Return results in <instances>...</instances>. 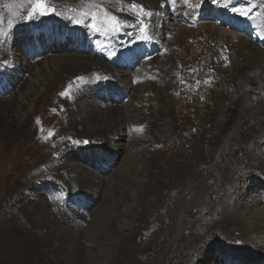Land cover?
I'll return each instance as SVG.
<instances>
[{"label":"rangeland","instance_id":"obj_1","mask_svg":"<svg viewBox=\"0 0 264 264\" xmlns=\"http://www.w3.org/2000/svg\"><path fill=\"white\" fill-rule=\"evenodd\" d=\"M37 2L0 0V264H264V226L232 232L250 201L264 208V135H233L240 112L264 111V0H42L33 19ZM71 54L117 72L51 62ZM150 82L167 90L164 117ZM81 102L133 107L115 149L89 134ZM68 153L115 176L108 194L105 181L73 193ZM58 217L71 233L53 236Z\"/></svg>","mask_w":264,"mask_h":264},{"label":"bare ground","instance_id":"obj_2","mask_svg":"<svg viewBox=\"0 0 264 264\" xmlns=\"http://www.w3.org/2000/svg\"><path fill=\"white\" fill-rule=\"evenodd\" d=\"M151 1L156 2V1H159V0H151ZM163 12H164V10H163ZM254 49H256V48H254ZM83 60H86L85 63H84ZM51 62H52L53 65L57 64L56 66H58V64L60 62L61 63L64 62L65 68H68L69 66L72 67V66L77 65L78 63L82 62L81 67H78V68L80 70H84V71H86L88 73H91V74L94 73V72H101V71L102 72L109 71L111 73L113 71L117 72V69L107 67L104 62H101L97 58L87 57L85 59L80 54L53 56V58L51 59ZM69 63H72V64H69ZM123 83H125V84H123ZM122 84L125 87H127L128 84H129V80L128 79H126V80L123 79L122 80ZM154 85H155V83L150 82V85H149L150 86V90L149 91H150V93H152V95H150L149 98H148V105L150 106V103H152V100L157 99L158 102H159V105H164V106H161V108H160L161 113L159 112V114H161L164 117L167 114V111H168L167 109H168V106H169V102H166L167 100L164 99V95L167 93V90L165 91V88H164V89H161V91L160 90L159 91L158 90L155 91L154 88H153ZM143 88H144L143 85H141L140 89L143 90ZM261 100H262V98H261ZM251 104L252 103H250V104L248 103V104L245 105V107H247V106H249ZM162 107H163V109H162ZM132 108H129V107L125 106L123 108L120 107V108H118L116 110L115 108L109 109L108 107L102 106L100 104H95L94 102H87V103L81 102L80 105H79L78 113L76 115L78 117L82 118L84 125L85 124H87V125L89 124L90 126H93V125L97 126L99 129H97L95 131H89V134L95 135V136L96 135L103 136L104 137L103 139L106 141V144L109 145V147H110L108 149L109 150H113L118 145L117 141L121 137L126 135L125 131L123 130L122 122L125 120V117H126L125 115H128V116L132 117V115H133V113H132L133 109ZM242 112H240V114H239L240 121L236 125V128L234 129L233 135L238 134V132L241 131L242 129H244L247 133L248 132H250V133L252 132L253 135L257 134V129H258L260 134L264 135V128H261L262 127V123H264V111L262 110V111H259L258 113L256 112V116H254L255 120L251 119V118H248V116H245L246 113H244V112L242 113ZM260 113H262V114L260 115L261 116V122H258L259 125H258V123H255V122L252 123V124L251 123L248 124L249 122H253L252 120H254V121L258 120V117H259ZM252 118H253V116H252ZM251 137H253V136H251ZM226 140L227 141L225 143V146L227 148V146H229L230 140H232V137L227 138ZM224 155H225V151H224V149H222V151L220 152L219 158L223 157ZM77 156L73 155L72 153H68L67 155L64 156L66 164H65L64 171L60 174L61 177L67 179L69 182H73V184H74L73 188H75L73 193H75V194L78 193V194H82V195H86V196H87V194L95 196V197L99 196V191L101 190L99 182H104L105 181L103 179V176L95 173V170L90 168V167H86V169H84V170L80 169V167L82 166L81 165L82 161L80 159H78ZM73 157H76V158H73ZM256 168H258V167H256ZM261 171L264 173V169H262ZM113 178L116 179L115 176L111 175V180L110 181H105L103 183L105 185L103 187L104 191H106L107 194H108L109 188L111 187L112 182L114 181ZM225 181L226 182H230L229 179H225ZM257 182L259 183V181H256V183H249L247 188L252 186L255 189V187H256L255 185L258 184ZM66 184H68V183H66ZM196 185H197V183H195V185L192 187V189H189L193 198H195L196 193L198 192L197 189L195 188ZM262 186H263V184H262ZM258 188L262 189L261 185H260V187H257V189ZM111 189H112V187H111ZM259 189L258 190L255 189V191H259ZM258 200L256 198V199L252 200V202L250 201V204H252L253 202H259ZM250 204H248V207H249ZM223 206L224 207L221 210L222 211L223 210L226 211L227 205H223ZM248 207L247 208H243L242 210L239 211V213L238 212L235 213V216H234L235 219L233 221V227H232V232L236 236H238L240 238H243V239H246V240L251 238V236L253 234H257V233L263 232V226H264V208H262V207L261 208L260 207L248 208ZM133 210H135V209H133ZM126 212L124 213V216H123V217H125V219L128 217V215H127L128 213H126ZM132 213H134V212H132ZM97 215H99V214L97 213ZM94 216H95V214H94ZM129 216H131V215H129ZM228 216H230V217L233 216V213L230 212ZM198 219H199V216L193 218V221L194 220H198ZM186 221H187V218H184V216H182V218L180 220V226L182 227V225ZM55 225L56 226L53 229V231H54L53 236H58L60 234L65 235V234H68V233L72 232V225L68 224L67 220L65 218H63V217H58V222ZM115 228H117L116 224H115ZM196 228L200 229L199 231L201 232L200 222H197ZM151 230L153 231L152 228H151ZM115 232L118 233V234L122 233V228L121 229H117V230L115 229L114 231H111L106 236L104 235V237H103L104 240L106 241L107 239H105V238L107 237L108 238V242L109 241L113 242L114 238H111L110 236H112V237L115 236L114 235ZM53 238H55V237H53ZM163 240H165V239H163ZM55 241H57V239L53 240V243ZM172 242H170V243H172ZM256 246H263V245H256ZM160 251H163V247L161 245L156 246V252H154V253H157V252H160ZM190 262H191L190 259L187 258L186 264H190Z\"/></svg>","mask_w":264,"mask_h":264},{"label":"snow or ice","instance_id":"obj_3","mask_svg":"<svg viewBox=\"0 0 264 264\" xmlns=\"http://www.w3.org/2000/svg\"><path fill=\"white\" fill-rule=\"evenodd\" d=\"M171 2L174 3L175 0H171ZM186 2H187V0H186ZM213 2L219 3L220 0H213ZM133 6H135V5H133ZM51 11L54 12L55 10L52 9ZM233 11H236V9H233ZM48 13H49V9L46 7V5L42 2V0H38V2L35 5V9L30 13V18L34 19V18H36V16L45 15ZM242 14L246 16L248 14V12L246 11ZM149 15H150V13H149ZM113 19H115V18H113ZM77 22H79V21H77ZM93 27H94V30L99 31V29H96L94 25H93ZM49 135H52V133H50Z\"/></svg>","mask_w":264,"mask_h":264}]
</instances>
